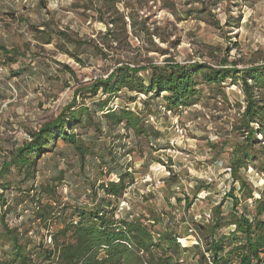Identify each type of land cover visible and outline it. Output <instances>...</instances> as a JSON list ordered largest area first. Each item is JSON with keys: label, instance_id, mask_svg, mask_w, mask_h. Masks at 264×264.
Instances as JSON below:
<instances>
[{"label": "rangeland", "instance_id": "1", "mask_svg": "<svg viewBox=\"0 0 264 264\" xmlns=\"http://www.w3.org/2000/svg\"><path fill=\"white\" fill-rule=\"evenodd\" d=\"M110 22L111 37L116 41L108 48V35L104 34ZM59 32L77 40V45L66 42ZM0 45L14 52L0 51L1 164L30 131L54 119L76 90L77 105L92 107V103L108 98L98 92L89 99L87 87L96 78H105L117 59L142 64L171 59L216 70L260 68L264 65V0H0ZM200 87V102L171 111L166 109V93L152 98V94L121 91L110 97L109 108L138 113L160 134L156 142L147 145L141 137L134 138L119 128L115 134L122 137L126 148L133 146L130 154L128 149L121 150L117 140L112 143L104 127L102 133L92 127L72 131L77 137L89 138L85 144H103L106 158L113 146V153L133 174L134 183L117 202L114 218L142 221L155 239L158 233L174 231L180 246L189 248L180 256L185 264H195L199 255L193 248L197 239L191 222L207 226L216 206L224 217L246 206L251 220L253 202L264 193V169L239 171L246 183L241 198L242 186L233 181L228 168L233 148L246 138V133L234 130L245 105L240 81L233 84L227 79L220 87ZM95 134L100 139L90 141L97 138ZM256 138L262 139L259 134ZM251 146L255 152H264V143ZM98 158L87 156L79 168L74 151L57 141L38 163L34 185L55 186L54 199L49 201L50 196L43 194L42 203L55 201L60 206L91 209L89 185L98 188L108 181ZM8 178L12 180L5 193L8 225L25 221L20 228L33 227L29 235L35 244L45 240L49 245L46 230L28 219L34 197L31 199V191L27 197L23 190L28 191L31 181L21 183L22 176L14 171ZM247 189L251 197H247ZM102 196L97 190V201ZM51 224L53 231L55 224ZM230 230L233 227L217 235H228Z\"/></svg>", "mask_w": 264, "mask_h": 264}, {"label": "trees", "instance_id": "2", "mask_svg": "<svg viewBox=\"0 0 264 264\" xmlns=\"http://www.w3.org/2000/svg\"><path fill=\"white\" fill-rule=\"evenodd\" d=\"M215 1L218 3L221 0ZM110 24L112 22L108 23L104 34L108 35V48L110 43L116 41L111 37L114 31L109 27ZM59 33L66 42L77 45V40L63 32ZM94 47L98 48L97 45ZM0 51L4 54L14 53L2 45ZM227 79L233 84L240 81L245 103L240 114V124L234 130L246 133V138L243 144L233 148L228 167L233 181H238L242 186L241 198L245 197L246 183L241 179L239 171L248 167L254 170L264 169V152H255L251 148V145L264 143V65L242 70H216L205 64L192 63L187 66L171 59L163 60L160 64L117 59L105 78H96L87 87L89 99L98 92L108 95V98L92 103V107L84 103L77 105L76 90L72 100L54 119L30 131L28 138L9 151L1 162L0 264H185L180 261V256L188 252L189 248L180 246L177 242L179 236L174 231L158 233L155 239L152 230L142 221L114 218L117 202L122 198L124 190L134 183L133 174L127 171L128 167L122 164L119 156L113 153V146L112 150L108 148L106 158L103 144H85L89 138L77 137L72 131L76 127H92L94 131L102 133L104 127V133L111 138L112 143L117 140L123 151L128 148L125 147L122 137L115 134L121 128L131 133L134 138L141 137L145 144L150 145L160 138L159 132L146 125L138 113L127 108H109L110 97L121 91L144 96L152 94V98L166 93V109L171 111L173 108L190 107L200 102L203 98L201 85L212 89V86L220 87ZM221 98L226 99L225 94H221ZM98 112L103 114L98 117ZM258 134L261 140H257ZM95 135L97 138L90 141L100 139L99 135ZM59 140L74 151L79 168H83L87 156L92 157V160L99 157L104 164L100 167L106 168L108 181L102 182L98 188L94 183L89 185L92 201V208L89 210L78 209L77 206L69 204L60 206L55 201L42 203L43 194L50 196L47 198L49 201L54 199L55 186L48 183L34 185L39 161L52 151ZM132 149L133 146L126 153L130 154ZM121 156L124 157V154ZM12 171L22 176L21 183L31 181L28 191L23 190L27 197L29 191L32 192L31 199L34 197L32 203L35 206L28 219L30 224L46 230L49 245L45 244V240L35 244L33 236L29 235L33 227L24 230L20 228L25 221L11 227L6 221L9 204L5 193L12 187V180L8 178ZM111 174L117 178L109 179ZM97 190L103 193L99 201ZM246 192L247 197H251V190L247 189ZM234 199L237 204V199ZM253 203L254 215L251 220L246 214V206L241 212L234 210L226 217L220 207L216 206L212 209L213 218L207 226L191 222L197 239L193 248L199 254L195 264H261L264 260V193ZM4 207L7 210L2 211ZM52 222L55 229L50 231ZM153 222L156 223L155 220ZM229 227H233V230L228 235H217L218 231Z\"/></svg>", "mask_w": 264, "mask_h": 264}, {"label": "built area", "instance_id": "3", "mask_svg": "<svg viewBox=\"0 0 264 264\" xmlns=\"http://www.w3.org/2000/svg\"><path fill=\"white\" fill-rule=\"evenodd\" d=\"M262 257L264 258V254L262 255ZM261 264H264V260H262Z\"/></svg>", "mask_w": 264, "mask_h": 264}]
</instances>
